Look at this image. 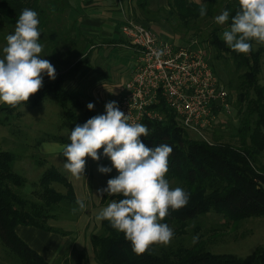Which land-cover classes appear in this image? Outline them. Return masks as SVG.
Returning <instances> with one entry per match:
<instances>
[{
	"label": "trees",
	"instance_id": "obj_1",
	"mask_svg": "<svg viewBox=\"0 0 264 264\" xmlns=\"http://www.w3.org/2000/svg\"><path fill=\"white\" fill-rule=\"evenodd\" d=\"M130 1H135L137 7L132 8L136 21L152 28L148 22L165 20L176 34L184 31L188 35L194 31L196 37H201L198 39L202 44H207L205 49L213 52L211 60L220 67V72L215 68L216 73L229 89L237 91L239 120L231 124L234 132L213 128L214 141H210L180 125L175 111L164 100L159 104L164 115L162 120L143 119L141 124L148 127L149 135L142 136L141 140L149 147L160 144L172 147L166 179L172 188H183L190 198L187 205L179 210L170 209L162 221L174 231L170 244L152 245L142 255L133 252L131 242L125 239L122 232L113 229L109 221L102 220L101 228L90 235L97 263L264 264V244L246 256L217 253L208 247L203 230V223L209 214L236 224L250 217H264V83L261 80L264 44L256 48L254 41H251L253 50L243 54L232 50L222 39L225 28L215 22V17L225 9L229 10L230 18L225 24L229 26L231 16L238 10V0H169V8H159L157 11L150 9V0ZM94 2L85 0L86 5ZM202 7L206 9L203 17L200 15ZM25 8L38 13L42 33L39 42L43 45L41 58L56 66L70 67L54 80L43 79V87L31 95L25 105L36 106L54 98L64 111V124L82 125L96 114L91 110L83 111L84 106L77 92L66 86V78L78 72L89 58L85 56L88 41L78 36L75 23L68 22V15L76 11L74 0H0V42L3 39L6 43V36L14 32L16 20ZM138 10L141 15H137ZM203 25L210 27L206 34L202 33ZM2 56L3 53L0 58ZM22 106L24 103L15 108L1 103L0 124L15 125L17 120L23 118ZM227 135L231 139L237 137L240 144L228 140ZM50 136L36 143L45 139L70 141L68 138ZM34 157L37 162H45L40 155L35 154ZM17 159L18 154L14 151L0 149L1 240L22 264H90L87 250L79 249L77 245L69 246L63 256L51 263L17 233V225L24 224L68 235L72 232L56 223L77 221L86 211V207L83 211L79 209L76 201L80 199L65 172L51 165L32 184V189H27L29 180L16 169ZM115 176L112 170L108 180ZM62 186L65 191L61 190ZM123 198L122 195L109 196L104 193L102 203ZM84 204L86 206V202ZM220 225L225 227L224 223ZM190 237L193 242L185 243L184 239Z\"/></svg>",
	"mask_w": 264,
	"mask_h": 264
},
{
	"label": "clouds",
	"instance_id": "obj_2",
	"mask_svg": "<svg viewBox=\"0 0 264 264\" xmlns=\"http://www.w3.org/2000/svg\"><path fill=\"white\" fill-rule=\"evenodd\" d=\"M238 10L231 16L230 25L222 32V39L234 51L248 54L253 50L251 41L264 44V0H238ZM206 15V9H200ZM230 18L225 9L215 17L218 25H225ZM38 13L25 8L16 20L14 32L6 36V46L0 58V103L13 108L29 101L31 95L43 87V74L56 78V71L49 60L43 59V45ZM87 107L94 108L93 103ZM106 114L89 118L71 130L70 143L62 146L43 145L46 150L62 148L66 157L64 168L74 177L84 176L86 157L99 160L98 150L110 158L112 167L100 166L108 173L115 168L118 175L107 181V187L98 192L122 195L111 201L96 216L109 221L111 227L122 232L131 242L137 255L149 251L152 245L167 246L174 238L173 229L162 221L169 210H179L187 205L190 194L183 188L170 186L166 179L169 156L173 149L167 144L149 147L141 137L149 129L141 123H129V116L119 109L116 101L105 105ZM83 211L85 204L76 201ZM195 239V238H194Z\"/></svg>",
	"mask_w": 264,
	"mask_h": 264
},
{
	"label": "crops",
	"instance_id": "obj_3",
	"mask_svg": "<svg viewBox=\"0 0 264 264\" xmlns=\"http://www.w3.org/2000/svg\"><path fill=\"white\" fill-rule=\"evenodd\" d=\"M117 1L95 0L94 3L86 5L85 0H79L78 2L74 0L76 11L68 15L69 24L75 23L79 31L78 36L86 39L89 43L85 52V56L89 58L80 66L78 72L66 78V86L68 89L77 92L79 100L84 106L83 111L90 110L87 105L93 103L94 108L91 109V112L96 115L106 114V103L115 101L123 90L122 82L129 76L132 55L136 54L122 32V24L124 22L121 20L122 17L119 16L122 12V6L121 4L118 5ZM122 2L120 1V3ZM167 3H169V0H150V8L158 9L159 6H166ZM148 24L152 28H157V34L161 38L174 40V32L168 24L158 21H151ZM121 59H127L128 63L121 61ZM50 63L55 68L56 76L67 72L70 68ZM43 76L46 80L50 79L46 73ZM46 101L36 106L24 105L21 108L24 113L23 117L27 114L31 121H36V126L32 125L31 134L38 135L45 131L47 135H51L58 130L62 134L58 136L70 135L71 130L76 125L64 124L62 107L60 106V108L54 103H46ZM53 113L56 117L55 119L51 117ZM66 143H70V141L45 139L40 143H36L35 146L36 155L44 158L47 165H54L68 175L80 200L87 202L92 200L88 213L85 211L75 224L65 221V229L81 232L82 229H87L89 225L90 228L98 226L100 229L102 220H97L96 216L109 203H102L104 193L98 192V190L106 188L109 172L102 173L98 168L100 166L112 167L111 160L103 154V149L101 148L98 150L100 159L97 161L91 157H86L84 176L74 177L64 168L66 157L62 154V148L53 147L51 150H46L43 147L45 144L62 146ZM60 188L62 191L66 190L63 186ZM68 226H73V228ZM16 231L32 248L51 263H55L58 258L63 256L73 241L72 237L68 235L47 231L31 225L19 224L16 227ZM78 237L77 247L87 250L90 264H98L91 238H85L84 235H79ZM85 242L87 243L86 246Z\"/></svg>",
	"mask_w": 264,
	"mask_h": 264
},
{
	"label": "built area",
	"instance_id": "obj_4",
	"mask_svg": "<svg viewBox=\"0 0 264 264\" xmlns=\"http://www.w3.org/2000/svg\"><path fill=\"white\" fill-rule=\"evenodd\" d=\"M122 32L137 54L131 75L116 99L129 123H142L144 118L162 120L159 104L164 100L180 125L204 136L203 130L212 125L221 106H228L229 90L199 39H163L129 17Z\"/></svg>",
	"mask_w": 264,
	"mask_h": 264
},
{
	"label": "rangeland",
	"instance_id": "obj_5",
	"mask_svg": "<svg viewBox=\"0 0 264 264\" xmlns=\"http://www.w3.org/2000/svg\"><path fill=\"white\" fill-rule=\"evenodd\" d=\"M75 1L78 2L79 0H75ZM201 1L206 2L207 0H201ZM116 3L118 5L121 4L122 6V12L119 16L122 17L121 20H123V22L128 17L133 18L135 20V17H134L135 13L132 11V8L133 9L137 8L135 1L126 0L122 3H120L119 1H117ZM164 7L169 8V3H167L166 6L165 5L159 6L158 9L164 8ZM158 9L155 8L151 10L157 11ZM136 13L137 15L142 14L140 10H138ZM161 15L164 16V13H161ZM158 22H163L165 24H168L171 27L175 35V37H173L174 39L173 41L181 42L182 39L186 41L188 38H191L194 35V31H192L188 35H185L184 31L176 34L173 27L169 23H167L165 20L158 21ZM227 27H228L227 25H224L225 29ZM152 29L156 33H158L156 27ZM209 30H210L209 26L203 25L202 33L206 34L208 33ZM193 38L201 39L200 36L198 37L195 36ZM200 44L202 43L200 42ZM206 45H207L206 43L202 44L204 48H206L205 47ZM254 45L256 48H258L260 45H263V44H260L254 41ZM4 46H6V43L2 39V42H0V55L1 53H3L2 49ZM206 51H207V54L210 55V58L212 59V53H213L212 50L206 49ZM132 56L133 58H132L131 65H130L129 76L137 60L136 59L137 54H133ZM121 61L128 63L127 59H121ZM211 63L213 66L215 65L214 68H216L217 72L218 71L220 72V67L218 66V64L216 62L214 64L213 60H211ZM129 76H127V78L123 80L122 85H124V83L127 81ZM222 76L225 79H228L226 78L225 74H223ZM220 80L225 85V87H227L224 80L221 78ZM261 80H262V83H264V64H263V71L261 73ZM228 90H229V96L227 98L228 99L227 101L229 103H228V106L223 105L227 109L221 106V110H220L218 117L212 120L211 126L203 130L204 136L200 135L201 138L206 139L207 137V140L209 138V140L211 139L212 141H214L212 131H213V128L215 127L227 133L229 132V130H232L234 132V129H232L231 127V124H236L238 123V120H239V116L237 114V108H236L238 96H237L236 90L234 91L229 88ZM46 103H54L60 107L59 103L54 98L47 99ZM51 117L52 119L56 118L54 113L52 114ZM33 124L36 126V121L35 122H33V120L31 121V118L29 117V115L27 116V114L23 118L17 120L15 122V125L13 126L0 124V149L1 148L10 149L14 151L16 154H18V159L16 162V165H17L16 169L20 171L21 173H23L28 178L29 183L26 187L27 189H32V184L38 181L41 175L43 174V172L50 166V165H47L46 161L44 163H41L35 160L34 155L36 154V149H35L36 142L50 135H47L45 131H42V134H38V135L31 134ZM16 130L17 131L19 130V132H17ZM12 131H14L15 133ZM189 131L192 132L191 130ZM222 131H219V132L221 133ZM58 135H62V134H60V131L57 130V131H54V133H52L50 137H57ZM59 137L68 138V135L66 136L63 135ZM227 139L234 141L238 145L240 144V142L236 140L237 137L231 139V136L227 135ZM112 170L114 174L118 175V172L115 168H112ZM84 202H86V211L88 213L89 207L91 208L90 205L92 203V200L91 201L89 200L88 202L87 201H84ZM69 223L75 224L76 221H70ZM220 223L221 224L224 223L225 227H222ZM56 224L62 226L64 229L66 228V223L64 222L62 223L58 222ZM68 227L73 228V226H68ZM193 227L194 225H192V228ZM98 229H99L98 226L90 228V225L87 227V229H82L81 232L70 229L72 230L71 231L72 233L68 234V236L72 237V240L75 239V241L77 242L79 235H84L85 238L86 237L89 238L91 233L98 231ZM203 230H205V236H206L205 239H207L208 247H210L212 251L217 252V253H235L240 256H246L254 252L259 245L264 244V217H250L236 224V223H231V222H225L224 219H221V217L215 214H209L203 223ZM189 231L190 233L192 232L191 227H189ZM186 237H189V235ZM76 242L73 243L72 241V243L69 246L72 247L74 245H77ZM184 242L187 244H191L193 240H191V237H190V239H184ZM86 245L87 243L85 242V246ZM8 256L10 260L9 262H8ZM19 261L20 260L17 257V255L14 252H12L10 248H7L5 243L0 238V264H5L6 262L7 264H22Z\"/></svg>",
	"mask_w": 264,
	"mask_h": 264
}]
</instances>
